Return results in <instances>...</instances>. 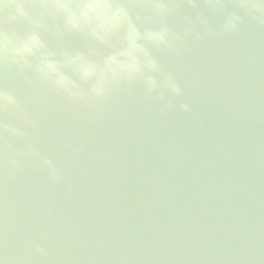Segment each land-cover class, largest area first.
<instances>
[{"label":"water","instance_id":"1","mask_svg":"<svg viewBox=\"0 0 264 264\" xmlns=\"http://www.w3.org/2000/svg\"><path fill=\"white\" fill-rule=\"evenodd\" d=\"M0 264H264V0H0Z\"/></svg>","mask_w":264,"mask_h":264}]
</instances>
